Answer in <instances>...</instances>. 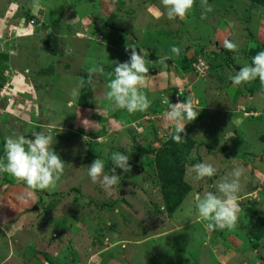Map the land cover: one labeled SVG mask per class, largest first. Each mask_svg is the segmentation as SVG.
<instances>
[{"label":"rangeland","instance_id":"1","mask_svg":"<svg viewBox=\"0 0 264 264\" xmlns=\"http://www.w3.org/2000/svg\"><path fill=\"white\" fill-rule=\"evenodd\" d=\"M207 3L203 18L194 0L169 19L161 0H0V155L6 136L51 125L65 163L43 190L0 174V264H264V87L228 80L264 50V0ZM130 43L149 68L151 104L135 113L105 97ZM186 99L198 115L177 142L163 112ZM114 151L129 154V170L108 193L85 166L100 157L107 171ZM200 161L218 171L194 183L187 166ZM237 165L235 227L208 230L190 194L215 191Z\"/></svg>","mask_w":264,"mask_h":264},{"label":"clouds","instance_id":"2","mask_svg":"<svg viewBox=\"0 0 264 264\" xmlns=\"http://www.w3.org/2000/svg\"><path fill=\"white\" fill-rule=\"evenodd\" d=\"M164 11L169 19L183 17L194 3V0H161ZM204 7L202 18L207 12L212 11V6L207 0H201ZM130 51L128 59L124 62H114L106 84L105 97L111 110H125L128 113L146 110L151 100L142 91L146 74L149 68L145 55L137 50L135 44L127 46ZM224 47L236 50L237 44L231 40L224 41ZM172 53L179 54L180 49L173 47ZM164 68L167 64L161 61ZM102 71L103 69H95ZM228 75V80L233 85L259 80L264 87V50L258 51L251 57L250 63H244L238 71ZM79 85L70 90V96H79ZM264 95V92L261 93ZM198 114L192 108L191 101L174 104L168 103L163 112V117L169 122H174L177 127L172 139L181 142V133L184 127L179 125L183 121H192ZM51 125L45 131H35L31 136L12 134L6 136L3 142V154L0 155V174H8L18 183L23 182L30 190H43L54 187L60 179L65 163L53 150V133ZM110 160L112 167L105 170L106 162L102 158L95 159L90 165L85 166L87 177L96 183L99 181L103 190L110 193L114 186L121 183V175L117 169L127 172L129 170V154L114 151ZM192 182H199L205 178L216 175L218 165L215 161H200L187 166ZM245 168L237 165L215 182V191L205 190L190 194L191 204L198 217L206 221L208 230L235 227L237 214L240 211L238 194L241 191V179L245 176Z\"/></svg>","mask_w":264,"mask_h":264},{"label":"trees","instance_id":"3","mask_svg":"<svg viewBox=\"0 0 264 264\" xmlns=\"http://www.w3.org/2000/svg\"><path fill=\"white\" fill-rule=\"evenodd\" d=\"M225 62H226V66L227 67H231L232 66L231 65V61L229 59H226Z\"/></svg>","mask_w":264,"mask_h":264},{"label":"water","instance_id":"4","mask_svg":"<svg viewBox=\"0 0 264 264\" xmlns=\"http://www.w3.org/2000/svg\"><path fill=\"white\" fill-rule=\"evenodd\" d=\"M151 75V74H150Z\"/></svg>","mask_w":264,"mask_h":264}]
</instances>
